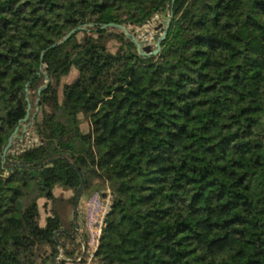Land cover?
<instances>
[{
  "label": "trees",
  "instance_id": "16d2710c",
  "mask_svg": "<svg viewBox=\"0 0 264 264\" xmlns=\"http://www.w3.org/2000/svg\"><path fill=\"white\" fill-rule=\"evenodd\" d=\"M168 11L156 55L100 28ZM31 91L40 143L4 160ZM135 145L156 155L134 161ZM77 170L110 190L96 264H264V0H0V264H52L54 232L73 239L57 215L39 222V200L76 191Z\"/></svg>",
  "mask_w": 264,
  "mask_h": 264
},
{
  "label": "rangeland",
  "instance_id": "374dc122",
  "mask_svg": "<svg viewBox=\"0 0 264 264\" xmlns=\"http://www.w3.org/2000/svg\"><path fill=\"white\" fill-rule=\"evenodd\" d=\"M170 14L169 11L166 15ZM164 17L155 15L147 23L141 26L128 25V31L139 41L145 42V40L152 41V35L161 34L164 29ZM91 25H87L85 32L86 35L91 36L89 29L94 28L93 23L88 22ZM98 23V21H97ZM106 31H112L119 33L118 29L110 28ZM121 31V30H120ZM107 39V46L112 52L119 50V44L115 41ZM154 48V45H152ZM128 62L120 64H113L109 69L104 70L101 83L98 87H94L92 90L95 93H99L107 82H109L116 73L117 69H122ZM72 74L63 76L60 79L58 85V92L61 95V88L63 83L70 81ZM43 86V85H41ZM85 90L89 87L84 83ZM38 93V90H37ZM31 104L29 108V116L26 120L20 122L15 138L13 139L11 146L7 154L15 155L25 148L33 147L40 143V139L35 133L33 124L34 117H41L42 107L39 106V98L34 91H31L29 95ZM108 103L109 100H106ZM80 127L82 131L89 130V123L86 117L80 115ZM192 155L206 159L207 156L202 152L200 144L194 145L188 150ZM155 152L151 151L148 147L134 146V161L140 163L146 162L155 156ZM105 164V158L103 156L98 157L97 168L101 170ZM76 191L74 189L66 188L62 185H56L54 187V194L57 197L55 201L40 199V218L39 222L43 225L44 220L48 215L55 214L60 218L62 228L67 231L68 234L73 236V239L57 236L58 250L54 256H56V264H65L64 258L71 259L72 264H92L94 260V252L98 245V239L103 225V219L111 203V195L108 185L101 178H94L90 187L84 188L81 191V197L78 203V211H74V199ZM77 224V226H75ZM46 252L49 254L51 250L47 248ZM93 253V256L91 254ZM52 256V257H54ZM51 257V260H52ZM81 258L80 261H76L77 258ZM91 258V260H89Z\"/></svg>",
  "mask_w": 264,
  "mask_h": 264
},
{
  "label": "water",
  "instance_id": "95a60500",
  "mask_svg": "<svg viewBox=\"0 0 264 264\" xmlns=\"http://www.w3.org/2000/svg\"><path fill=\"white\" fill-rule=\"evenodd\" d=\"M164 17V29L163 31L161 32V34L158 36V34H153L152 35V41H148V40H145V42L143 41H139L137 40L129 31L128 29L121 25V24H117V23H113V22H110V23H102L100 25V28H106V27H110V28H115V29H118V30H121L125 33L126 37H129L133 43L136 45L137 47V51L141 54V55H149V54H153V55H156L160 52L161 50V41L163 39H165L166 37V34H167V28H168V25H169V22H170V17H171V14H168V15H163ZM87 25H91V23H87V24H82V25H78L74 28H72L70 31H68V33H66V35L60 40V41H57L55 43H52L48 48H53V47H56L58 46L59 44L63 43L65 40H67L70 35L76 31H80V30H83V29H86V26ZM152 45H154V48H152ZM43 54V52H42ZM42 89V87H40L38 89V92H40V90ZM29 108H30V103L28 102L27 104V110H26V114L23 118L20 119L19 123L26 120L29 116ZM17 128L16 127L14 129V131L11 133V135L8 137V140H7V143L3 149V153H2V157L3 159L5 160L6 159V155H7V152L11 146V143L13 141V139L15 138V133L17 131ZM52 160V159H51ZM77 173H78V176H79V186L76 190V193H75V199H74V211L75 213H77L78 211V203H79V199L81 197V191L83 189V179H82V176H81V173L79 172V170H77ZM75 226H77V224H75ZM58 231H55L54 232V236L56 237V234H57ZM56 249L58 250V247L56 245ZM52 264H56V256L52 257V260H51Z\"/></svg>",
  "mask_w": 264,
  "mask_h": 264
},
{
  "label": "built area",
  "instance_id": "2783aa9c",
  "mask_svg": "<svg viewBox=\"0 0 264 264\" xmlns=\"http://www.w3.org/2000/svg\"><path fill=\"white\" fill-rule=\"evenodd\" d=\"M99 236H100V235H99ZM97 246H98V245H97ZM96 249H97V247H96ZM91 256H93V253L91 254ZM64 259H65V261H66L65 264H72V263H71V261H72L71 259H69V258H64ZM80 260H81V258H79V257L76 259L77 262L80 261ZM89 260H91V258H90ZM92 264H96V262L93 260Z\"/></svg>",
  "mask_w": 264,
  "mask_h": 264
}]
</instances>
